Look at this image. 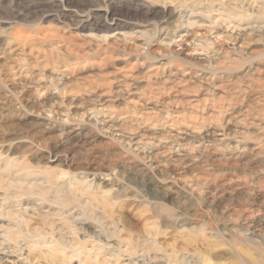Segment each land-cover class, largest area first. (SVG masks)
Segmentation results:
<instances>
[{"label":"rangeland","instance_id":"rangeland-1","mask_svg":"<svg viewBox=\"0 0 264 264\" xmlns=\"http://www.w3.org/2000/svg\"><path fill=\"white\" fill-rule=\"evenodd\" d=\"M82 259L264 264V0H0V264Z\"/></svg>","mask_w":264,"mask_h":264},{"label":"bare ground","instance_id":"bare-ground-1","mask_svg":"<svg viewBox=\"0 0 264 264\" xmlns=\"http://www.w3.org/2000/svg\"><path fill=\"white\" fill-rule=\"evenodd\" d=\"M106 197V196H105ZM102 199H104V198H102ZM106 200V199H105ZM104 201V200H103ZM107 201V200H106ZM105 201V202H106ZM109 202H113L112 200L111 201H109ZM114 204V202L112 203V205ZM27 209V208H26ZM22 211L24 210V211H27V210H25V209H21ZM23 211V212H24ZM25 213V212H24ZM35 214V213H34ZM37 215V214H36ZM19 217H21V216H19ZM67 217V216H66ZM25 219V218H24ZM23 219V220H24ZM66 220V219H65ZM67 220H69V219H67ZM21 221H22V219H21ZM25 221V220H24ZM73 221L75 222V221H77V220H75V219H73ZM19 222H20V220H19ZM21 223V222H20ZM23 223V222H22ZM67 223V222H66ZM71 223V222H70ZM69 223V224H70ZM255 234V233H254ZM253 235V234H252ZM75 236V235H74ZM79 238V237H78ZM54 239V238H53ZM80 239V238H79ZM57 241V240H56ZM58 242V241H57ZM59 243V242H58ZM64 243V242H63ZM60 244V243H59ZM94 244V243H93ZM84 245V244H83ZM102 245V244H101ZM75 246V245H74ZM86 246V245H85ZM78 248V247H77ZM94 248V247H93ZM98 248V247H97ZM43 249V248H42ZM48 249V248H47ZM72 249H74V248H72ZM102 249V248H101ZM50 250H52V249H50ZM40 251H41V249H40ZM58 251V250H57ZM74 251H75V253H80V252H78V249H74ZM81 251H83V249L81 248ZM42 252V251H41ZM48 252H49V250H48ZM51 253H53V252H51ZM57 252H55V254H56ZM60 253V252H59ZM42 254V253H41ZM45 255H46V253H44ZM50 254V253H49ZM100 254V253H99ZM105 254V253H104ZM45 255H44V257H45ZM57 255V254H56ZM60 255V254H59ZM61 255H63V253L61 254ZM51 257H52V254L50 255ZM54 256V255H53ZM65 256V255H64ZM67 257V256H66ZM78 257H79V255H78ZM89 257V256H88ZM96 257V256H95ZM94 257V258H95ZM98 257V256H97ZM49 258V257H48ZM55 258V257H54ZM64 258V257H63ZM81 258V257H80ZM65 259V258H64ZM68 259V258H67ZM79 259V258H78ZM93 259V258H92ZM91 259V260H92ZM97 259V258H96ZM95 259V260H96ZM66 260V259H65ZM90 260V259H89ZM94 260V259H93ZM94 260V261H95ZM82 261H83V259H82ZM94 261H91V262H93L94 263ZM105 261V260H104ZM254 261H256V260H254ZM252 262L253 264H256V263H258V261H259V258H258V261H256V262ZM261 261V260H260ZM84 263L83 264H87L88 263V260H86V261H83ZM248 262V261H247ZM60 263H61V261H60ZM96 263V262H95ZM99 263V262H98ZM101 263V262H100ZM104 263V262H103ZM106 263H108V260H107V262ZM252 263H248V264H252ZM56 264H58V263H56ZM62 264V263H61ZM65 264H67V262H65ZM110 264H112L111 262H110ZM114 264V263H113ZM245 264V263H244Z\"/></svg>","mask_w":264,"mask_h":264}]
</instances>
